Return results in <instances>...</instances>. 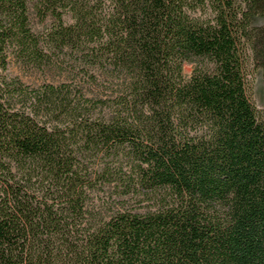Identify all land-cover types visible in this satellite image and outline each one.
Masks as SVG:
<instances>
[{"label":"trees","instance_id":"trees-1","mask_svg":"<svg viewBox=\"0 0 264 264\" xmlns=\"http://www.w3.org/2000/svg\"><path fill=\"white\" fill-rule=\"evenodd\" d=\"M263 15L0 0V264H264Z\"/></svg>","mask_w":264,"mask_h":264},{"label":"rangeland","instance_id":"rangeland-1","mask_svg":"<svg viewBox=\"0 0 264 264\" xmlns=\"http://www.w3.org/2000/svg\"><path fill=\"white\" fill-rule=\"evenodd\" d=\"M31 18L33 22L34 28L39 31L44 28L45 24L50 23V19L46 22L42 23L36 17L33 9H31ZM69 21V18L67 17ZM253 24H264V15L263 16H253L252 17ZM192 71V65L186 64L185 65V72L190 74ZM9 73L12 76H19L23 81L29 84L37 85L44 81V76L41 72L36 70H29L16 62L12 61L9 66ZM54 79H58L56 75H50ZM51 78V77H49ZM252 99L259 110V114L262 118H264V74L262 70L258 69L254 72L252 77Z\"/></svg>","mask_w":264,"mask_h":264}]
</instances>
